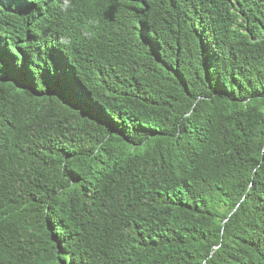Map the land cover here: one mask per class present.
<instances>
[{"label": "trees", "instance_id": "16d2710c", "mask_svg": "<svg viewBox=\"0 0 264 264\" xmlns=\"http://www.w3.org/2000/svg\"><path fill=\"white\" fill-rule=\"evenodd\" d=\"M19 1L0 264H264V0ZM30 11L70 20L19 59Z\"/></svg>", "mask_w": 264, "mask_h": 264}, {"label": "clouds", "instance_id": "9594fccd", "mask_svg": "<svg viewBox=\"0 0 264 264\" xmlns=\"http://www.w3.org/2000/svg\"><path fill=\"white\" fill-rule=\"evenodd\" d=\"M36 2L33 0H21L17 2L16 8L18 10L23 4L27 6L30 3ZM29 13L32 14L30 15ZM23 19L25 24L22 38L20 40L14 39L15 48H13L19 59H24L29 54L38 55L42 51L50 52L53 47V42L59 37L60 32H67L64 24L70 20V18L59 16L51 17L43 22L31 11L26 13ZM0 60L6 64H10L5 57H1ZM73 264H85V262L76 260Z\"/></svg>", "mask_w": 264, "mask_h": 264}, {"label": "bare ground", "instance_id": "6f19581e", "mask_svg": "<svg viewBox=\"0 0 264 264\" xmlns=\"http://www.w3.org/2000/svg\"><path fill=\"white\" fill-rule=\"evenodd\" d=\"M54 2H56V1H54ZM58 3V2H57ZM57 3H55V5H57Z\"/></svg>", "mask_w": 264, "mask_h": 264}]
</instances>
